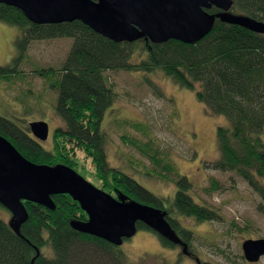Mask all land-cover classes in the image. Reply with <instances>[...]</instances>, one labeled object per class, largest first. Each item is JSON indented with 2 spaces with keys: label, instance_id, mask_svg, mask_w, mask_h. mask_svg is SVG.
Here are the masks:
<instances>
[{
  "label": "trees",
  "instance_id": "16d2710c",
  "mask_svg": "<svg viewBox=\"0 0 264 264\" xmlns=\"http://www.w3.org/2000/svg\"><path fill=\"white\" fill-rule=\"evenodd\" d=\"M230 1L229 14L253 21L258 31L217 18L211 32L193 45L172 40L151 44L146 39L117 44L81 22L34 25L17 9L0 4V22L19 30L15 41L18 55L11 66L0 67V81H11L20 74L18 67L32 43L54 39L73 41L58 70L35 71L56 92L53 114L61 126L53 130L51 147L43 148L31 134L2 117L0 136L27 161L49 167L64 165L86 181L82 175L89 163V176L96 188L115 200H133L161 211L170 237H163L140 223L136 229L152 233L164 249H180L182 256V251L192 246L193 233L181 226L180 220L210 223L217 222L220 216L215 209L193 200L190 181L179 175L172 163L159 159L149 142L143 144L120 137L124 146L152 164L153 169L143 173L144 176L174 185L176 192L169 207L164 208L162 198L110 166L106 153L108 136L100 125L116 94L104 73H160L175 86L194 92L196 101L208 114L227 121V126L217 127L215 131L218 159L205 163V168L235 174L264 207V146L257 136L264 130V0ZM209 13L217 15L220 11L212 9ZM211 186L220 189L215 180H211ZM52 201L53 210L22 202L27 218L18 235L10 222L0 218V264L126 262L120 247L72 229L71 222H85L87 216L69 196H53ZM89 248L97 251L98 256L91 252L84 254L83 250ZM193 260L195 264H207L197 257Z\"/></svg>",
  "mask_w": 264,
  "mask_h": 264
},
{
  "label": "rangeland",
  "instance_id": "374dc122",
  "mask_svg": "<svg viewBox=\"0 0 264 264\" xmlns=\"http://www.w3.org/2000/svg\"><path fill=\"white\" fill-rule=\"evenodd\" d=\"M18 35V28L0 22V67L11 66L16 59ZM72 42V39H54L32 43L18 67L20 74L11 81H0V117L26 134H30V123H47L48 138L39 142L45 149L51 147L53 130L61 123L53 114L56 92L35 71L58 70ZM104 78L116 94L115 102L105 111L100 125L108 136L106 153L110 166L162 198L164 208L169 207L176 192L174 185L144 176L143 173L153 169L152 164L124 146L120 137L133 138L143 144L149 142L159 159L172 163L177 173L190 181L193 200L215 209L220 216L217 222L210 223L180 220V225L193 233L192 246L190 250H183L182 256L180 249H164L152 233L136 231L120 247L126 255L124 264H195L193 257L207 264H248L243 259L241 244L245 240L264 239L261 200L235 174L205 168V163L218 159L215 131L217 127L227 126V121L208 114L196 101L194 92L175 86L160 73L105 72ZM257 136L264 146V130ZM90 172L87 163L81 175L94 186ZM211 180H215L220 189L215 190ZM0 218L12 221L11 215L1 208ZM83 252L99 254L91 248ZM46 255L50 256L48 252ZM255 264H264V257Z\"/></svg>",
  "mask_w": 264,
  "mask_h": 264
},
{
  "label": "water",
  "instance_id": "95a60500",
  "mask_svg": "<svg viewBox=\"0 0 264 264\" xmlns=\"http://www.w3.org/2000/svg\"><path fill=\"white\" fill-rule=\"evenodd\" d=\"M0 4L17 9L34 25L81 22L117 44L146 39L151 44L172 40L193 45L211 32L217 18L258 31L253 21L229 14L230 0H0ZM212 9L220 13L210 14ZM28 129L35 140H47V123L32 122ZM57 195L69 196L87 216L85 222H71L74 231L114 247L134 236L137 223L171 236L161 211L133 200H115L64 165L33 164L0 136V206L11 215L15 234L27 218L22 202L53 210L52 197ZM241 251L246 263H258L264 257V239L245 240Z\"/></svg>",
  "mask_w": 264,
  "mask_h": 264
}]
</instances>
